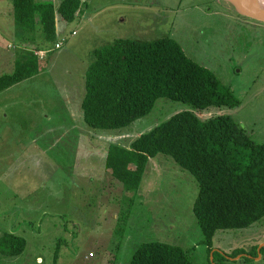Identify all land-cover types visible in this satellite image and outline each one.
Here are the masks:
<instances>
[{
	"label": "rangeland",
	"instance_id": "obj_1",
	"mask_svg": "<svg viewBox=\"0 0 264 264\" xmlns=\"http://www.w3.org/2000/svg\"><path fill=\"white\" fill-rule=\"evenodd\" d=\"M79 2L72 21L56 15L54 40L37 24L38 73L0 91V233L26 239L22 253L0 255V264H55L56 250V264H128L150 240L181 246L194 264H264V217L216 230L211 249L202 242L192 210L197 182L171 156L150 157L130 191L106 168L109 144L128 145L190 104L160 97L120 129L87 125L80 106L94 49L169 36L233 91L239 105L221 112L263 142L264 23L218 0ZM16 45L11 0H0V75L13 70Z\"/></svg>",
	"mask_w": 264,
	"mask_h": 264
},
{
	"label": "trees",
	"instance_id": "obj_2",
	"mask_svg": "<svg viewBox=\"0 0 264 264\" xmlns=\"http://www.w3.org/2000/svg\"><path fill=\"white\" fill-rule=\"evenodd\" d=\"M79 7V0H61L56 7L50 1L11 0L19 50L13 70L0 75V91L38 73L42 57L37 52L41 50L37 24L44 40L52 41L56 15L72 21ZM92 54L80 105L87 125L123 128L149 113L160 97L191 106L140 133L128 145L109 144L106 168L126 191L139 186L150 157L166 154L197 182L192 210L209 249L216 230L244 228L264 217V141L255 142L230 114L221 112L240 103L230 88L169 36L116 38ZM213 109L217 112L199 115ZM25 246L23 236L0 233V255H18ZM128 264L194 263L181 246L150 240L135 249Z\"/></svg>",
	"mask_w": 264,
	"mask_h": 264
},
{
	"label": "water",
	"instance_id": "obj_3",
	"mask_svg": "<svg viewBox=\"0 0 264 264\" xmlns=\"http://www.w3.org/2000/svg\"><path fill=\"white\" fill-rule=\"evenodd\" d=\"M237 15L264 23V0H218Z\"/></svg>",
	"mask_w": 264,
	"mask_h": 264
},
{
	"label": "built area",
	"instance_id": "obj_4",
	"mask_svg": "<svg viewBox=\"0 0 264 264\" xmlns=\"http://www.w3.org/2000/svg\"><path fill=\"white\" fill-rule=\"evenodd\" d=\"M54 46H55V48H60L61 44L59 42H56Z\"/></svg>",
	"mask_w": 264,
	"mask_h": 264
}]
</instances>
